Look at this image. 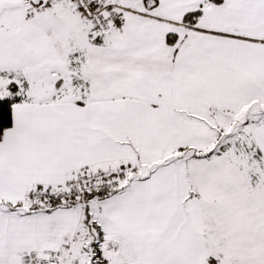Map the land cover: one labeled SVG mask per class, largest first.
Instances as JSON below:
<instances>
[{"label": "snow or ice", "instance_id": "6c2138e0", "mask_svg": "<svg viewBox=\"0 0 264 264\" xmlns=\"http://www.w3.org/2000/svg\"><path fill=\"white\" fill-rule=\"evenodd\" d=\"M0 264H264V0H0Z\"/></svg>", "mask_w": 264, "mask_h": 264}]
</instances>
